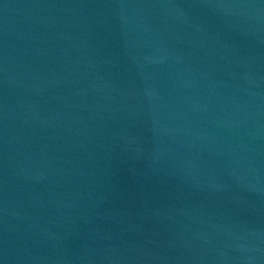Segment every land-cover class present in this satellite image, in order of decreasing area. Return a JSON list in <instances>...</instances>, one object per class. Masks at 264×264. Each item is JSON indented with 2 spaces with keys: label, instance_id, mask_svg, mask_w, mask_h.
I'll use <instances>...</instances> for the list:
<instances>
[{
  "label": "water",
  "instance_id": "1",
  "mask_svg": "<svg viewBox=\"0 0 264 264\" xmlns=\"http://www.w3.org/2000/svg\"><path fill=\"white\" fill-rule=\"evenodd\" d=\"M0 264H264V0H0Z\"/></svg>",
  "mask_w": 264,
  "mask_h": 264
}]
</instances>
